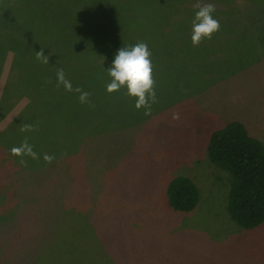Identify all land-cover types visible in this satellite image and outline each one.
Listing matches in <instances>:
<instances>
[{"label":"rangeland","instance_id":"374dc122","mask_svg":"<svg viewBox=\"0 0 264 264\" xmlns=\"http://www.w3.org/2000/svg\"><path fill=\"white\" fill-rule=\"evenodd\" d=\"M200 2L215 5L220 30L194 47L197 0H0V264H264V224L244 229L231 218L232 175L207 150L232 122L264 144V0ZM106 32L118 50L148 45L157 103L145 115L125 88L107 92V74L75 120L87 132L73 131L63 157L56 108L38 100L47 96L27 67L55 79ZM41 48L48 64L35 58ZM25 124L35 130L21 132ZM25 138L39 160L11 154ZM181 176L199 192L187 213L166 196ZM59 195L83 208H70L71 234L61 238Z\"/></svg>","mask_w":264,"mask_h":264},{"label":"trees","instance_id":"16d2710c","mask_svg":"<svg viewBox=\"0 0 264 264\" xmlns=\"http://www.w3.org/2000/svg\"><path fill=\"white\" fill-rule=\"evenodd\" d=\"M109 15L113 16V11ZM112 37L116 38L117 36L108 32L104 33L100 43L95 47H90V52H95L94 54L90 55L87 51H82L78 55V60L72 62L68 69L64 70L68 80L67 75L74 77L72 81L70 80L73 88L80 87L83 91L88 92V90L101 86L97 82L108 74L107 69L111 67L118 51L109 42V38ZM32 41L34 42L35 39ZM85 56H89V60L85 59ZM68 64H62L57 68H64ZM37 72L33 66L27 67L28 76L31 77V81H28L31 82L34 89L47 96L40 97L38 100H49L48 104L56 108L51 109L56 119L57 139L61 147L60 154L67 157L74 148L71 140L73 131L79 129L77 131L79 135L87 132L86 127L75 124V120L79 119L86 103L80 102L79 93L68 92L62 85L57 87L56 78H41L36 75ZM47 81H51V83H47ZM207 150L211 162L232 175L228 196V211L231 218L244 229H255L264 224V144L251 136L243 124L232 122L211 134ZM67 166V160L63 159L61 167L65 169ZM166 196L169 205L174 210L184 213L193 211L199 200L196 184L191 179L182 176L170 182ZM72 199L67 195H59L55 204L48 203L47 198L43 201L48 204L46 208H49V204L54 205L57 217L56 237L61 238L64 233L71 234L73 218H67L70 215L71 207H74L76 211H83L77 198L74 199L77 203L76 206L72 203ZM52 264H54L53 260Z\"/></svg>","mask_w":264,"mask_h":264},{"label":"clouds","instance_id":"9594fccd","mask_svg":"<svg viewBox=\"0 0 264 264\" xmlns=\"http://www.w3.org/2000/svg\"><path fill=\"white\" fill-rule=\"evenodd\" d=\"M194 8L196 11L192 20L191 42L196 47L203 40H210L212 35L220 30V22L213 17L216 10L214 4L201 3L200 0H197ZM151 55L152 53L145 42H138L131 47H122L115 54L111 67L107 69L111 78V82L106 85L107 92L113 93L125 88L126 95L135 99V108L137 110L146 109L145 115H151L152 105L157 103ZM35 58L43 64L49 63V57L44 54L42 48L39 52H36ZM56 81L57 87L62 85L68 92L79 93L81 103H90L89 97L91 94L83 91L80 87L73 88L71 81L66 78L62 68L56 70ZM47 83H51V81H47ZM173 119H179V114L174 113ZM34 130L35 127L31 124H25L20 128L21 132ZM11 154L20 157L28 156L33 160L40 159L27 138L24 139L21 145L12 147ZM54 159V156L47 153L43 155V160L46 163L50 164ZM20 164L26 166V161L21 159Z\"/></svg>","mask_w":264,"mask_h":264}]
</instances>
